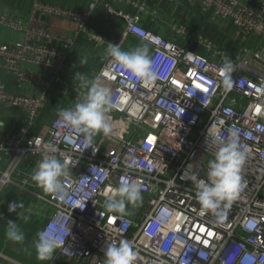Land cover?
Listing matches in <instances>:
<instances>
[{"label": "built area", "instance_id": "built-area-1", "mask_svg": "<svg viewBox=\"0 0 264 264\" xmlns=\"http://www.w3.org/2000/svg\"><path fill=\"white\" fill-rule=\"evenodd\" d=\"M187 2L220 26L257 36L258 47L232 53L177 24L170 25L172 35L165 37L142 25L143 6L123 14L107 4L108 13L123 19V34L150 47L157 79L145 86L107 53L100 58L96 76L112 85L117 107L106 113L110 132L91 138V146L85 144L86 133L65 126L59 116L60 110L74 106L55 108L45 133L29 131L46 105L47 88L60 83L58 72L77 38L108 48L109 42L91 26L99 0L84 9L33 0L29 18L0 16V26L24 34L0 42V69L17 85L12 90L0 78V107L26 114L17 131H0V192L31 159L55 156L66 162L68 174L60 182L68 198L77 204L85 201V207L73 208L59 194L38 195L52 209L39 232H54L64 241L57 253L77 259V264H104L107 245L122 239L137 254L133 264H264V71L259 66L264 62V0L255 5L245 0ZM36 15L73 22L74 36L31 25ZM156 22L167 25L159 18ZM225 58L234 66L228 91L219 75ZM43 69L53 75L45 76ZM32 87L42 91H24ZM214 130L225 140L236 131L246 158L237 197L212 211L202 209L189 177L195 174L207 182L208 164L217 151ZM122 178L138 182L145 195L137 218L105 208L110 189Z\"/></svg>", "mask_w": 264, "mask_h": 264}, {"label": "crops", "instance_id": "crops-1", "mask_svg": "<svg viewBox=\"0 0 264 264\" xmlns=\"http://www.w3.org/2000/svg\"><path fill=\"white\" fill-rule=\"evenodd\" d=\"M39 1L67 8L84 9L93 0ZM245 1L250 5H255L257 2V0ZM32 3L33 0H0V16L29 18ZM107 4L123 14L133 12L136 6H143L144 11L140 13L142 25L165 37L172 35L170 25L177 24L185 27L189 33L196 31L206 36L221 48L232 53L243 47L254 51L259 44L257 36L249 35L245 37L230 26H220L207 14L201 13L197 6L189 4L187 0H99L93 13L91 26L95 32L102 34L107 42L114 45L118 44L122 51L147 47L149 55L150 47L134 36L124 35L123 19L108 13L105 10ZM157 18L160 21L166 20L167 25H157ZM31 25L69 37L74 36L75 31L73 22L50 16L36 15L34 20L31 21ZM23 37L22 32H13L0 26V42H11ZM106 48L107 45L105 44L96 47L95 42L87 40L83 36L77 38L74 48L62 63L58 72L60 83L52 85L46 90V105L31 127V133H45L52 119L44 121L41 119V115L53 102L52 112L55 108L75 106L76 103L80 102L78 97L82 92L84 93L80 98L83 100L91 82L97 77L96 71L100 64V58L107 53ZM81 60L86 62L80 63ZM23 68L34 72L41 70V68L30 65H23ZM42 71L47 77H51L54 72L50 69H43ZM81 77L90 80L87 85L83 83ZM0 78L8 88L12 90L17 88L12 76L1 69ZM102 82L111 92L112 85L104 80ZM24 91L38 94L42 90L32 87L24 89ZM25 117L26 114L22 109L2 105L0 107V131H17L25 125ZM100 136L101 131L91 138L99 140ZM39 163L38 159H31L23 166V169L14 174V182L4 186L0 192V264H77V259L58 254L56 249L50 260L37 259L34 241L37 239V234L46 217L52 211L51 207L38 197V195L46 196L48 193L44 192L32 179ZM10 202H19L21 206L15 212L10 213L8 211ZM129 213L125 210V214L130 215ZM9 221H14L20 231L23 232L24 240L22 242H15L7 238L6 231Z\"/></svg>", "mask_w": 264, "mask_h": 264}, {"label": "clouds", "instance_id": "clouds-1", "mask_svg": "<svg viewBox=\"0 0 264 264\" xmlns=\"http://www.w3.org/2000/svg\"><path fill=\"white\" fill-rule=\"evenodd\" d=\"M107 55L112 57L130 75L142 81L145 86L150 85L157 79L147 47L122 51L118 44L114 45L109 42ZM85 62L84 60L80 61V63ZM233 71V64L225 58L222 67L219 69L225 91L230 90L233 86L231 79ZM81 80L85 85L88 84L86 78L81 77ZM196 87L200 88L199 85H196ZM115 107H117V102L113 101L110 89L103 84L100 77H96L88 87L83 100L76 103L73 108L60 110L59 116L65 126L86 133L85 144L91 146V137L97 132L102 131L105 135L110 132L112 125L106 113ZM183 112L184 109H181V114ZM236 135L237 132L232 131L231 139L225 140L218 134V130H214L211 138L212 143L217 146V151L215 159L209 161L208 164L207 182L197 180L195 174L189 177L195 182L197 198L203 210L215 211L221 205V202H226L225 207H227L237 197L241 187L240 171L245 162L246 153L238 147ZM67 174L66 162L61 163L55 156H52L41 160L32 179L44 192L59 194L60 199L76 205L73 208L78 207L83 210L85 201L79 204L71 201L60 182V177ZM110 191L112 196L105 203V208L109 212L124 214L125 201L135 205L141 199L140 185L136 181L130 182L127 178H122L120 185L117 188L110 189ZM20 206L19 202H10L8 211L10 213L15 212ZM176 219L179 220L180 217L177 215ZM221 219H223V216H221ZM69 232L70 228L66 235ZM6 236L15 242L24 240L23 232L20 231L14 221L8 222ZM63 242L58 240L52 231L39 232L37 239L34 241L37 259L50 260L54 250ZM136 256L137 254L133 251L131 244L122 239L118 244L113 242L107 245L104 250V264H133Z\"/></svg>", "mask_w": 264, "mask_h": 264}, {"label": "rangeland", "instance_id": "rangeland-1", "mask_svg": "<svg viewBox=\"0 0 264 264\" xmlns=\"http://www.w3.org/2000/svg\"><path fill=\"white\" fill-rule=\"evenodd\" d=\"M260 68L264 71V62H261L260 63ZM87 81H90V80H87ZM84 92H82L79 97H78V100L79 101H82V99L80 97H82V94ZM54 104V102L49 105L45 111L42 113L41 115V119H43L44 121H50L54 115V112H52V105ZM140 196H141V199L135 204H130L128 203L127 201H125V210L129 211L130 213V216L134 217V218H137L140 211H141V208L143 206V204L145 203V195H143L142 193H140ZM125 214V213H124Z\"/></svg>", "mask_w": 264, "mask_h": 264}, {"label": "water", "instance_id": "water-1", "mask_svg": "<svg viewBox=\"0 0 264 264\" xmlns=\"http://www.w3.org/2000/svg\"><path fill=\"white\" fill-rule=\"evenodd\" d=\"M105 10L108 12L107 7L105 6ZM262 57L264 58V52L261 53Z\"/></svg>", "mask_w": 264, "mask_h": 264}, {"label": "trees", "instance_id": "trees-1", "mask_svg": "<svg viewBox=\"0 0 264 264\" xmlns=\"http://www.w3.org/2000/svg\"><path fill=\"white\" fill-rule=\"evenodd\" d=\"M30 130H31V128H30ZM30 132V131H29ZM31 133V132H30Z\"/></svg>", "mask_w": 264, "mask_h": 264}, {"label": "snow or ice", "instance_id": "snow-or-ice-1", "mask_svg": "<svg viewBox=\"0 0 264 264\" xmlns=\"http://www.w3.org/2000/svg\"><path fill=\"white\" fill-rule=\"evenodd\" d=\"M107 75V74H106Z\"/></svg>", "mask_w": 264, "mask_h": 264}]
</instances>
